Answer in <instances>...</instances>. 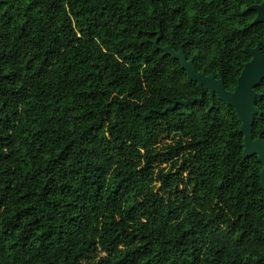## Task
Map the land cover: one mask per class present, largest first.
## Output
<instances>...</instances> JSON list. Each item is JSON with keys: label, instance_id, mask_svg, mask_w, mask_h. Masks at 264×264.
Listing matches in <instances>:
<instances>
[{"label": "trees", "instance_id": "obj_1", "mask_svg": "<svg viewBox=\"0 0 264 264\" xmlns=\"http://www.w3.org/2000/svg\"><path fill=\"white\" fill-rule=\"evenodd\" d=\"M248 0H0V264H264V189L233 90ZM254 138L264 140V78ZM151 111L152 116L144 118Z\"/></svg>", "mask_w": 264, "mask_h": 264}, {"label": "water", "instance_id": "obj_2", "mask_svg": "<svg viewBox=\"0 0 264 264\" xmlns=\"http://www.w3.org/2000/svg\"><path fill=\"white\" fill-rule=\"evenodd\" d=\"M258 9L249 7L248 10ZM260 21V16L255 23ZM162 37L161 29L158 31V37L154 40V45L161 49L164 54L171 55L173 58L181 61V67L186 70L188 77L197 82L201 91L199 97H189L185 100H177L168 105L162 114L174 110L177 104L187 105L195 101H202L204 98V87L210 91L213 98L210 111L215 106V96L226 102L231 107H235L242 121V133L244 135V158L257 155L263 167L259 174L260 186L264 189V140L261 136L254 138L253 125L256 115H261L259 107L256 105V97L260 94L255 90L257 84L264 78V55L260 47H246L245 52L251 57V60L245 64L240 75L237 78V85L233 90L228 89L223 77L216 78L213 75H206L195 68L192 59H187L182 45L178 50L170 46H161L159 40ZM152 116L151 111L144 114V118Z\"/></svg>", "mask_w": 264, "mask_h": 264}, {"label": "flooded vegetation", "instance_id": "obj_3", "mask_svg": "<svg viewBox=\"0 0 264 264\" xmlns=\"http://www.w3.org/2000/svg\"><path fill=\"white\" fill-rule=\"evenodd\" d=\"M249 7H257L258 9L248 10ZM247 11H250V18L253 24H257L258 32H264V0H248ZM260 16V21L255 23V20ZM264 55V47L261 49ZM264 95V91L261 93Z\"/></svg>", "mask_w": 264, "mask_h": 264}]
</instances>
